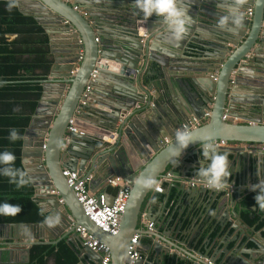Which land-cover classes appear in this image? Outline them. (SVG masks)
I'll list each match as a JSON object with an SVG mask.
<instances>
[{"label":"water","instance_id":"1","mask_svg":"<svg viewBox=\"0 0 264 264\" xmlns=\"http://www.w3.org/2000/svg\"><path fill=\"white\" fill-rule=\"evenodd\" d=\"M16 1L19 10L33 16L50 36L53 66L48 80L43 83L41 102L24 136L22 163L34 187L35 203L45 216L59 214L61 223L56 226L60 235L51 238L42 235L49 229L44 223L5 225V234H8L5 239L9 234L13 238L15 230L20 228L24 231L28 228L32 234L38 229L41 233L34 238L33 245H57L64 235L75 232L72 227L74 219L78 223L76 225L87 227L98 240L111 248V264H126V247L132 232L137 230L138 214L147 189L135 184L136 170L132 169V159L120 142L132 141L136 157L148 163L142 175L151 178L157 174L158 178H162L164 171L176 161L168 149L174 142L175 130L182 127L181 122L184 124L193 118H202L205 111L211 110V117L203 126L192 129L198 135L210 134L215 141L225 140L236 146L264 145V0H242L244 26L240 29L229 27L223 31L216 26L219 16L227 13V5L217 7L221 0H182L181 6L190 8L193 22L180 44L173 42L166 26L155 15L144 20L135 9L134 0H81L73 4L64 0ZM249 3L255 4L252 18L246 15ZM76 7L88 15L84 17L79 10H75ZM100 10L101 14L97 13ZM121 26L129 28L128 31ZM198 29L209 30L212 38L205 42L201 38L202 31ZM53 34L58 36L56 40L51 37ZM197 42L209 44L203 46L206 49L205 57L209 58L206 63L210 65L202 70L186 66L190 58L187 50L193 51L191 47ZM233 45L237 49H233ZM81 52L80 69L71 77L70 73L80 60ZM249 54H252L251 57ZM248 68L256 69L259 75L249 74L251 80L244 84L241 77ZM94 70L98 73L96 79L90 82ZM217 70L219 75L216 78ZM234 71H237L236 75ZM153 84H157L156 89L163 92L157 98L152 95ZM87 86L91 87L89 96L102 93L111 102L106 106L116 110L118 115L91 111L86 103H90L88 95L83 97ZM100 88H104V91H100ZM243 89L246 93L241 92ZM181 92L185 96L190 92L185 98L187 103H183L185 109L177 113V117L169 118L160 105H165L168 100L175 101L177 96L182 95ZM50 95L56 96L49 98ZM80 109V119L85 118L88 112L106 119L107 124L87 125L80 120L81 123L78 121L76 124L77 132H68L70 120L77 116ZM225 112L241 120L226 121L223 118ZM165 139L170 142L165 143ZM199 144V141L190 144L182 154L183 159L190 152L192 156L197 155L198 151L193 150L198 149ZM147 146H151L156 154L152 161V157H148L152 151L146 149ZM233 150L236 153L233 160L237 165L255 162L254 155L243 147ZM258 155L257 158L261 159L263 153ZM182 157L176 168L182 163ZM64 169L76 171L80 176L95 174L107 180L121 177L132 186L118 235L104 233L89 220L63 176ZM175 169L169 173V178L178 175ZM237 173V183L246 185V175L239 171ZM181 189L185 191V187ZM191 192L207 195L203 189L191 188L188 193ZM233 213L235 219H221L218 224L220 229H225L229 224L233 230H237L238 224L240 228L245 226L241 216L235 210ZM181 228L182 224L177 225L171 238L179 244H183L179 239ZM153 230L155 233L152 237L157 238L156 234H160L161 228L156 226ZM240 232L242 234V229ZM162 234L170 236L168 232ZM73 236L68 238V244L80 259L81 263L78 264H85V260L90 264L102 263V254L85 246L77 234ZM240 238L241 235L236 239ZM157 239L158 243H153L162 249L159 245L161 238ZM162 241L169 247L168 242ZM252 242L256 244L255 252L259 251V258L252 253L242 252L239 245L232 253L227 249L226 264H264V245L255 240ZM233 243L237 246V242ZM8 245L11 247L5 248V253L17 250L22 253L25 250L27 256L26 261L22 256L19 260L10 256L5 263L29 262L28 247L22 249ZM185 245L192 251L194 242L189 241ZM207 252L205 248L198 254L205 257ZM143 261L141 259L137 264Z\"/></svg>","mask_w":264,"mask_h":264},{"label":"crops","instance_id":"2","mask_svg":"<svg viewBox=\"0 0 264 264\" xmlns=\"http://www.w3.org/2000/svg\"><path fill=\"white\" fill-rule=\"evenodd\" d=\"M78 1L81 0H70V3L73 4V3H77ZM9 2H15L17 4L16 0ZM247 6L248 8L250 6H253L255 9V4L253 3H249ZM247 11H246V15H247ZM101 12L102 11L100 10L97 13L101 14ZM123 27L124 26H121L123 30L125 29V31H128L129 28H125V27L123 28ZM198 30L200 32L202 31L201 38H203L205 42H208L209 39L212 38V33H210L209 30L207 29L204 30L198 29ZM249 31L250 28L246 33V37ZM51 37L53 38V40H56L58 36L53 34ZM48 38H50L49 35ZM173 42L177 44L181 43V41L177 42L175 40H173ZM243 42H241V46ZM203 45H209V44L208 43L199 44V42H197L195 43V45H193V47H191L193 51L187 50V54L190 57L188 59V63H186V66H188V68L192 67L191 69L202 70L204 69V67L210 65L206 63L209 58L205 57L206 49L204 48ZM158 46L161 47L160 44ZM235 48L237 49V47L233 45V49ZM249 55L251 57L252 54ZM185 62L182 63L185 64ZM233 74L236 75L237 71H234ZM249 74L255 76L259 75L256 69H250V68L245 69V75L241 77L242 83L246 84L251 80ZM209 80L212 81L211 79ZM153 86L154 87H153L152 95L154 97L157 98L159 94H163V92L160 91L161 89L160 90L156 89V87H158L157 84L155 85L153 84ZM100 91H104V88H100ZM241 92L246 93V90L243 89L241 90ZM181 94H182L181 96H177L175 101L169 102V100L167 99L168 101L165 103V105H160L164 114H166V116H168L169 118L172 116L177 117L178 116L177 113L185 109V105H183V103H187V99L185 100V98L190 94V92H188L186 96L183 92H181ZM55 96L56 95H50L49 98H54ZM87 99L90 100V103L89 102L86 103L91 107V111H93L94 113L104 111L107 114L111 112L115 115H118L116 110L114 109L110 110L106 106L107 103H111V102H108V100L106 99V97H104L102 93L92 94L90 96L88 95ZM209 108H211L210 105ZM132 111L134 110L132 109ZM80 113H81V109L77 112L76 114L77 116H75L77 118V122L79 121L81 123L82 121L87 125L91 123L100 126L107 124L106 119H103L100 116H96V115L92 116L88 112L86 113L87 116L85 118L80 119L79 117ZM89 115L91 117H89ZM162 118L164 121V117ZM182 125L183 123L181 122V126ZM120 143H121V147L126 150L129 158L132 159L131 167L132 169L136 170L135 174L137 175V177H139L140 175H142V172L147 168L148 163L146 162V160L138 159L136 157L137 155L135 153L131 140H126L123 143L122 142ZM235 147L237 149L243 147L245 151H248V153H252L254 155V161H255L253 162L254 164L253 163L251 165L248 164L249 166L247 164L246 165L243 164L241 166L237 165L233 160L235 157L234 154H236L233 150L235 149ZM146 149L152 151V154L148 156V157H152L151 158L152 161L156 154L153 152L151 146H147ZM220 150L228 153L229 160L231 161V171L233 173L230 180L228 181L230 187L221 189V191H216L214 189H208V188H204L203 186H200L193 189L206 190L207 195L196 192L188 193L189 189H191L188 182L195 179L194 176L196 174V171L201 166L200 165L201 153L199 151V147L198 149L193 150V151H198L197 155L192 156L193 153L190 152L184 157L185 159H183L182 157L183 160L179 167L176 168L177 161L169 165V167L162 174L163 175L162 178L161 177L158 178L159 174L152 177V179L155 181V184L151 188H148L146 191V196L142 202L140 212L138 214L137 230L135 231L134 229V231L132 232L133 233L132 236L137 231H142L145 233L144 234L145 236L141 240V251L144 259L142 264H168V260H172L173 261L172 264H207L208 260L213 264L215 263L226 264V260L228 259V256L226 255L227 249H230L232 253L233 250H235L239 245H241L240 249H242V252L252 253L255 258H259V253H258L259 251L255 252L256 244H254L252 240H255L257 243L264 245V226L257 228L258 222L249 226L245 223L242 217L241 219L245 226L240 228V224H238L239 227L237 228V230L231 229L230 224L225 229H220L218 227V224L220 221H222L221 220L222 218L223 220L235 219V215L233 213L234 210L238 215L241 216V213L242 214L249 213L257 209V208L255 210L253 209V207L255 206V202L254 203L248 202L249 200L248 196L254 194L252 191L249 190L248 186L258 182L255 176V165H256V161L258 160L257 157L260 156L258 154L263 153V155H261V159H264V152L260 149L259 146L258 148H249L247 146H236L233 145L232 143H228L226 147H222ZM174 169L178 173V175H173L172 178L166 177ZM238 171L246 175V185L245 184L241 185L240 183L239 184L237 183L236 176L238 174L237 173ZM92 175H93V180L88 182L87 184L90 192L95 195L99 193H106L108 196L107 197L108 202L111 204L113 201L115 190L107 185L108 180L106 178H103L102 176H96L95 174ZM85 176L87 175H83L82 177ZM163 178H165V180H162ZM166 179L171 182L170 183L162 182V181H166ZM158 183H161L163 185V189H164L163 193H157L154 190ZM129 186L131 187V192H132L133 188L131 185ZM182 187H185V191L181 189ZM226 207L228 208L227 210L225 209ZM232 207L234 208L232 209ZM262 214H264V212H262ZM261 219H264V215L261 217ZM72 220L74 221V223L78 224L76 220L74 219ZM150 222L154 223L155 227L158 226L159 228H161L160 234H156V236H158L157 238H161V240L159 241L160 243L159 245L162 246V249L159 248V246L156 247L153 243L154 241H157L158 243V239L152 237V235L155 233L154 230L151 232L148 230L147 224ZM158 222H160V224L156 225ZM179 224H182V228H181L182 234L179 235V239L183 244L176 243L173 239H171L174 229ZM241 229H242V234L240 232ZM162 232H168L170 236L165 237L162 234ZM40 233L41 232L38 229H35L33 234L29 232L28 228L25 231L21 230V228L17 229L14 232L13 238H11L12 236L11 234H9V237L5 239V248L8 249L9 247H11V245L8 244H12L14 247H20L22 249L23 248L27 249L28 247V249L30 250L31 246L35 243L34 238L39 237ZM74 233L75 232L67 233L66 236L64 235L61 238L62 240L60 242L65 241L68 244V238L69 237L74 238L73 236ZM93 234L96 236L94 232ZM42 235L46 238H51L54 235L55 236L60 235V233H58L56 227H53L46 229ZM240 235L241 238L239 240L236 239L237 236ZM6 236H8V234H6ZM162 239L168 242L169 247L164 244L165 242L162 241ZM189 241L194 242V245L192 246V251L187 249L186 247L187 245H185V243H188ZM233 242H237V246H235V243ZM127 247H126V251H127ZM205 248H207L208 252L206 253L205 257H202L198 254V252L200 251L203 252V249ZM223 253H225L224 256L222 255ZM174 255H177L175 259L173 257ZM10 256L17 258L18 260L22 256V259L26 261L27 255L25 250H22V253L19 252L18 250L13 253H9V252L5 253V258L7 260H9ZM208 256L211 257L212 259H209ZM84 262L85 264H90L88 260H85ZM78 263H81L80 259H78ZM51 264H53V262H51Z\"/></svg>","mask_w":264,"mask_h":264},{"label":"trees","instance_id":"3","mask_svg":"<svg viewBox=\"0 0 264 264\" xmlns=\"http://www.w3.org/2000/svg\"><path fill=\"white\" fill-rule=\"evenodd\" d=\"M11 5V7H9ZM53 66L50 41L44 28L31 15L23 14L15 2L0 1V150L16 155V167L22 163L23 140L15 143L7 139L9 130L16 128L25 136L41 102L43 83L48 80ZM254 194L248 202L254 203ZM31 184L16 189L0 177V202L21 206L15 217H0V224H41L45 215L35 203ZM251 208V207H250ZM264 214L257 208L241 213L249 226H264ZM175 259V258H174ZM77 264L78 258L65 241L57 245H32L27 264ZM168 260V264H172ZM7 264V263H3ZM9 264V263H8Z\"/></svg>","mask_w":264,"mask_h":264},{"label":"clouds","instance_id":"4","mask_svg":"<svg viewBox=\"0 0 264 264\" xmlns=\"http://www.w3.org/2000/svg\"><path fill=\"white\" fill-rule=\"evenodd\" d=\"M241 3L242 0H221V3L217 4L218 8L227 5V13L219 16L217 20L216 26L218 29L223 31L229 27L240 29L244 26V13L241 9ZM133 4L135 9L142 14L144 20L147 21L155 15L158 21L166 26L173 40L180 42L188 34L193 18L189 14L190 8L181 6L182 0H134ZM70 76L73 77L72 75ZM206 112L211 113V110ZM226 114L228 115L227 112L224 115ZM229 117L230 119L226 121L237 122L240 120L236 117ZM23 138L18 129L12 128L9 130L7 137L9 141L15 143L23 140ZM197 141L200 142L201 166L197 169L194 178L198 183L203 184L208 189L221 190L230 187L228 181L233 174L231 171V161L229 160L228 153L220 150L212 135H198L188 127L178 128L175 130L174 142L169 147L168 152L178 164L184 150L190 144ZM16 159V155L13 152L7 149L0 150V177L6 178L8 183L14 185L16 189H20L30 183V177L25 169L15 166ZM255 176L258 182L248 186L249 190L255 193V206L253 209L258 208L261 212H264V159H258L256 161ZM135 184L144 189H148L155 184V181L151 177L141 175L135 178ZM20 212L21 206L19 204H13L7 201L0 202V217H15ZM43 223L49 228H53L61 223V217L59 214H49L43 218Z\"/></svg>","mask_w":264,"mask_h":264},{"label":"built area","instance_id":"5","mask_svg":"<svg viewBox=\"0 0 264 264\" xmlns=\"http://www.w3.org/2000/svg\"><path fill=\"white\" fill-rule=\"evenodd\" d=\"M65 2L70 3V0H64ZM75 10H79L82 15L85 17L88 15L86 12L78 9L77 7ZM247 15L249 18L254 16V7L250 6L247 11ZM264 31V26H263ZM146 37V35H144ZM98 41V40H97ZM81 58L78 63L75 65L74 70L71 72L72 76L80 69V62L82 60L83 54L81 52ZM97 70H94L90 77V82H93L97 76ZM219 75V70L215 72V77L217 78ZM91 87L87 86L83 97H87L88 93L90 92ZM82 104H85L83 100H81ZM211 113L205 112L202 118H193L192 121L184 123L182 127H188L190 129H195L200 126H203L208 122ZM224 120H229L230 117L226 114L224 115ZM235 120V119H234ZM76 118H73L69 122L68 131L71 133L77 132L76 126ZM181 127V128H182ZM168 139H165V143H169ZM219 148L226 147L228 142L225 140H217L216 141ZM249 148H258L257 145H244ZM260 149L264 152V145L259 146ZM63 176L66 178L67 184L69 187L74 191L78 202L81 204L85 215L89 218V220L101 231L111 236H116L120 232L121 223L125 211L127 209L128 203L131 197V187L122 179L121 177H114L107 181V185L115 190L114 199L110 204L107 199L106 193H99L97 195L90 192L87 184L88 182L93 180V175H87L82 177L76 171H71L69 169H64ZM166 177H170L167 175ZM165 177V178H166ZM163 178L162 180H165ZM167 180V179H166ZM165 182V181H162ZM191 188H197L203 186V184L198 183L196 179H193L188 182ZM204 187V186H203ZM206 188V187H204ZM157 193H163V185L158 183L154 189ZM221 191V190H216ZM72 227L75 233L79 236L81 241L85 246L90 248L91 250L102 254V263L101 264H111L112 263V252L111 248L102 243L100 240L96 238V236L85 226L76 225L75 223L72 224ZM148 230L151 232L153 231L155 224L150 222L147 224ZM145 233L142 231H137L129 241L128 249H127V260L126 264H137V262L143 259V254L141 251V240ZM207 264H213L209 260Z\"/></svg>","mask_w":264,"mask_h":264},{"label":"flooded vegetation","instance_id":"6","mask_svg":"<svg viewBox=\"0 0 264 264\" xmlns=\"http://www.w3.org/2000/svg\"><path fill=\"white\" fill-rule=\"evenodd\" d=\"M5 235V224H0V264H3L5 263V261H8L5 258Z\"/></svg>","mask_w":264,"mask_h":264}]
</instances>
